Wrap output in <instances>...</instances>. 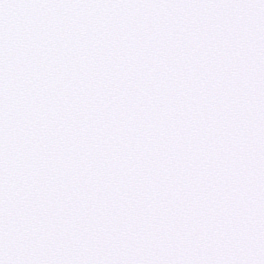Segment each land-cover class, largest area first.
<instances>
[{"label": "snow or ice", "instance_id": "6c2138e0", "mask_svg": "<svg viewBox=\"0 0 264 264\" xmlns=\"http://www.w3.org/2000/svg\"><path fill=\"white\" fill-rule=\"evenodd\" d=\"M0 264H264V0H0Z\"/></svg>", "mask_w": 264, "mask_h": 264}]
</instances>
